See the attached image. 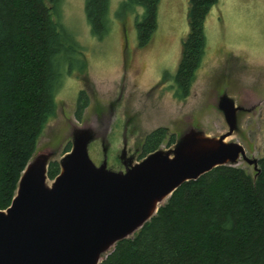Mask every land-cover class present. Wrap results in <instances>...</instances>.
<instances>
[{
	"label": "rangeland",
	"instance_id": "rangeland-1",
	"mask_svg": "<svg viewBox=\"0 0 264 264\" xmlns=\"http://www.w3.org/2000/svg\"><path fill=\"white\" fill-rule=\"evenodd\" d=\"M127 4L110 0L109 32L100 39L91 32L85 0L63 1L59 22L82 48L86 66L81 73L76 65L74 74H65L57 115L38 139L30 163L44 159L47 165L60 164L66 147L70 144L72 150L82 138L96 166L125 172L144 160L139 158L141 145L159 128L175 136V145L167 138L158 150L173 158L183 141L196 137L216 142L230 132L221 109L227 100L236 116L234 131L224 142L244 151L227 165L255 177L248 161L264 157V0H219L212 7L205 21L206 52L186 100L177 99L173 87L189 33V0H160L157 29L144 48L136 27L144 11ZM81 91L88 106L79 121L75 113ZM54 181L47 177L46 186Z\"/></svg>",
	"mask_w": 264,
	"mask_h": 264
},
{
	"label": "trees",
	"instance_id": "trees-1",
	"mask_svg": "<svg viewBox=\"0 0 264 264\" xmlns=\"http://www.w3.org/2000/svg\"><path fill=\"white\" fill-rule=\"evenodd\" d=\"M64 0H0V211L15 197L20 178L33 159L37 141L57 115L56 98L65 74L86 66L83 50L59 22ZM219 0H189V33L174 76V95L186 100L206 52L205 21ZM143 9L136 23L140 48L157 29L160 0H126ZM127 4V5H128ZM110 0H85L92 34L109 32ZM88 106L81 91L75 117ZM166 128L149 133L140 160L157 152ZM71 151L69 144L65 153ZM60 173L58 161L47 176ZM99 264H264V157L255 177L222 165L181 185L155 216L124 238Z\"/></svg>",
	"mask_w": 264,
	"mask_h": 264
},
{
	"label": "water",
	"instance_id": "water-1",
	"mask_svg": "<svg viewBox=\"0 0 264 264\" xmlns=\"http://www.w3.org/2000/svg\"><path fill=\"white\" fill-rule=\"evenodd\" d=\"M221 109L230 132L218 141L192 137L177 145L173 158L157 151L125 172L96 166L82 138L61 161L51 188L47 162L30 163L11 207L0 211V264H99L108 248L134 235L181 185L244 154L224 142L234 131V105L224 100ZM248 162L258 172V162Z\"/></svg>",
	"mask_w": 264,
	"mask_h": 264
}]
</instances>
